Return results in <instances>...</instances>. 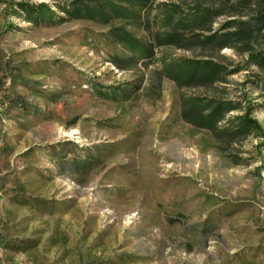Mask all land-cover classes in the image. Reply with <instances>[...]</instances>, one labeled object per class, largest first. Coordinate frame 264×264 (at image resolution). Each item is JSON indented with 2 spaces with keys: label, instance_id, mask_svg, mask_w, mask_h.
I'll use <instances>...</instances> for the list:
<instances>
[{
  "label": "rangeland",
  "instance_id": "1",
  "mask_svg": "<svg viewBox=\"0 0 264 264\" xmlns=\"http://www.w3.org/2000/svg\"><path fill=\"white\" fill-rule=\"evenodd\" d=\"M14 1L58 17L33 24L0 6V264H264L263 165H235L180 111L185 94L237 100L245 90L263 103L249 83L260 69L227 48L242 69L229 90L180 87L159 64L128 67L110 27L57 7L77 0ZM158 2L215 5L214 31L253 29L264 48V0ZM140 81L128 101L91 87ZM254 117L264 124V109Z\"/></svg>",
  "mask_w": 264,
  "mask_h": 264
},
{
  "label": "trees",
  "instance_id": "2",
  "mask_svg": "<svg viewBox=\"0 0 264 264\" xmlns=\"http://www.w3.org/2000/svg\"><path fill=\"white\" fill-rule=\"evenodd\" d=\"M0 6L6 18L15 16L33 24L52 25L58 17L46 3L36 5L0 0ZM57 7L74 19L110 27L105 34L129 54V58L123 60L128 67L159 64L165 76L180 87L218 86L229 90L226 86L229 77L242 70L231 69L234 64L238 67V63L221 54L231 48L245 56L249 66L260 69V74L249 83L260 89L264 96V48L257 46L256 32L245 28L232 33L214 31V21L222 15V11L215 10V5L199 2L188 8L158 0H77L70 5L57 4ZM114 24L119 25L114 27ZM231 24L226 25L230 27ZM135 31L145 32L148 36L139 37ZM169 47L197 51L200 55L158 56V50ZM140 84L141 81L108 88L98 84H91V87L104 100L128 101L140 90ZM259 109H264V102L253 104L248 101L245 90H240L237 100L185 94L180 103L182 118L212 134L220 152L232 163L246 165L258 160L264 168V124L254 117ZM252 140L257 143L248 146V141Z\"/></svg>",
  "mask_w": 264,
  "mask_h": 264
}]
</instances>
